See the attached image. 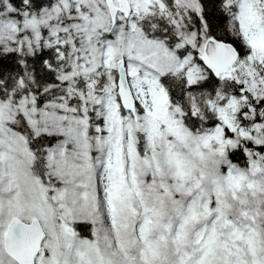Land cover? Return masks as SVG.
I'll return each instance as SVG.
<instances>
[{
	"label": "snow or ice",
	"instance_id": "obj_1",
	"mask_svg": "<svg viewBox=\"0 0 264 264\" xmlns=\"http://www.w3.org/2000/svg\"><path fill=\"white\" fill-rule=\"evenodd\" d=\"M0 264H264V0H0Z\"/></svg>",
	"mask_w": 264,
	"mask_h": 264
}]
</instances>
